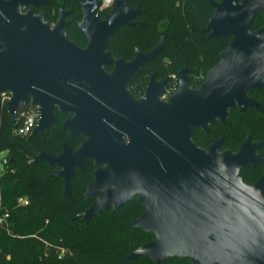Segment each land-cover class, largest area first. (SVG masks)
<instances>
[{
    "label": "water",
    "instance_id": "95a60500",
    "mask_svg": "<svg viewBox=\"0 0 264 264\" xmlns=\"http://www.w3.org/2000/svg\"><path fill=\"white\" fill-rule=\"evenodd\" d=\"M47 0H0V98L12 127L18 109L33 107L37 124L29 137L56 123V112L69 116L62 129L76 148L62 146L59 155L41 152L40 160L57 169L63 194L70 196L76 171L92 162L97 169L86 187L94 201L78 215L84 223L104 210L117 211L132 199L144 207L134 228L154 239L125 259L143 257L155 264L169 257L189 264H264V171L253 185L239 173L262 160L264 142L252 133L237 152L219 151L222 139L197 146L193 132L227 124L231 110L264 114L250 94L264 87V25L250 29L264 0H219L204 28L208 37H231L218 63L206 71L197 89L189 87L187 68L177 73L178 87L163 100V81L150 77L141 98L130 93L132 81L161 52L164 38L150 51L135 50L131 61L115 59L107 40L122 25H132L140 7L115 0L103 16L100 0H74L82 19L74 25L85 48L66 36L68 11L56 22L35 14L30 5ZM106 68H111L107 71Z\"/></svg>",
    "mask_w": 264,
    "mask_h": 264
},
{
    "label": "trees",
    "instance_id": "16d2710c",
    "mask_svg": "<svg viewBox=\"0 0 264 264\" xmlns=\"http://www.w3.org/2000/svg\"><path fill=\"white\" fill-rule=\"evenodd\" d=\"M128 6L140 7V12L133 18L132 25L120 26L108 38L107 50L115 59L131 61L135 50L148 52L164 38L160 54L142 68L130 85V93L136 99L143 96L151 73L167 79L162 99H169L177 90V73L182 67L187 68L189 87L197 89L206 71L218 63L220 53L231 40V37L211 38L204 31L212 14L209 0H129ZM59 8L71 9L67 38L85 48L86 39L74 25V21L82 19L77 3L49 0L47 6L36 10L45 11V19L52 23L57 20ZM263 25L264 9L254 16L250 29ZM250 97L264 110V87L252 92ZM6 103L7 100L0 99V153H5L8 159V169L0 175V213L8 214L9 226L7 230L0 229V264H155L143 257L125 259L154 239L153 233L132 226V221L144 212L136 198L115 212L102 211L87 224L77 217L93 203L84 197L97 169L92 162L82 171H76L69 197L63 194V180L53 175L57 169L43 160L28 164L41 152L57 156L63 145L76 148L84 141L82 136L70 140L62 129V122L69 116L57 111L56 123L49 130L22 137L14 133ZM249 133L253 141L264 142V114L252 108L234 109L226 125L217 122L209 126L207 132L196 129L192 140L206 148L222 139L219 151L237 152ZM260 152L263 161L239 173L248 185H253L264 171V148ZM160 264H189V259L169 257Z\"/></svg>",
    "mask_w": 264,
    "mask_h": 264
},
{
    "label": "built area",
    "instance_id": "2783aa9c",
    "mask_svg": "<svg viewBox=\"0 0 264 264\" xmlns=\"http://www.w3.org/2000/svg\"><path fill=\"white\" fill-rule=\"evenodd\" d=\"M115 0H100V12L106 9H111ZM162 98V96H161ZM4 101V100H2ZM8 101V100H7ZM38 111L36 108H25L21 106L17 112V125L14 133L18 136L28 137L37 124ZM8 169V159L5 153H0V175ZM20 203L27 204L25 200H19ZM8 214L0 213V229H8Z\"/></svg>",
    "mask_w": 264,
    "mask_h": 264
},
{
    "label": "flooded vegetation",
    "instance_id": "af4514ba",
    "mask_svg": "<svg viewBox=\"0 0 264 264\" xmlns=\"http://www.w3.org/2000/svg\"><path fill=\"white\" fill-rule=\"evenodd\" d=\"M74 1V0H73ZM75 2V1H74ZM48 3H49V0H47L46 1V3L45 4H39V5H30V6H28L25 10H24V12H26L27 10H29V9H33V11H34V13L35 14H41V13H43L44 15H45V17H46V12L45 11H43V10H36V8H39V7H43V6H47L48 5ZM76 3V2H75ZM78 4V3H77ZM79 5V4H78ZM80 6V5H79ZM81 7V6H80ZM60 10H63V9H61V8H59V10H58V16H59V12H60ZM81 10H82V8H81ZM64 11H68L67 12V15H66V20H68V25L70 24V20L68 19L69 18V15H70V13H71V9L70 8H68L67 10H64ZM101 13H102V15L103 16H105L108 12H106V13H104V12H102L101 11ZM58 18V17H57ZM46 20V19H45ZM47 21V20H46ZM75 22V21H74ZM55 22H52L51 24L53 25ZM74 44V43H73ZM152 75H154V73H151L150 74V77L152 76ZM150 77H149V80H150ZM149 80H148V82H147V85H148V83H149ZM156 80L158 81V82H160V81H163L164 82V84H163V91H164V89H165V87H166V85H167V83H168V81H167V79H165V78H157L156 77ZM147 87V86H146ZM144 91H145V89H144ZM143 94H144V92H143ZM8 96H10V95H8ZM165 100V99H164ZM167 100H168V98H167ZM261 149H263V148H261ZM260 149V150H261ZM260 150H258V154H260L261 156H262V160H261V162L263 161V155H262V153L260 152ZM261 162H259V163H261ZM258 163V164H259ZM257 165V164H256ZM255 165V166H256ZM264 170V169H263ZM259 178V177H258ZM257 178V179H258ZM257 181V180H256ZM255 181V182H256ZM254 182V183H255ZM94 202V201H93Z\"/></svg>",
    "mask_w": 264,
    "mask_h": 264
},
{
    "label": "rangeland",
    "instance_id": "374dc122",
    "mask_svg": "<svg viewBox=\"0 0 264 264\" xmlns=\"http://www.w3.org/2000/svg\"><path fill=\"white\" fill-rule=\"evenodd\" d=\"M0 99H2V100H9L10 99V96H8V94L2 95Z\"/></svg>",
    "mask_w": 264,
    "mask_h": 264
}]
</instances>
